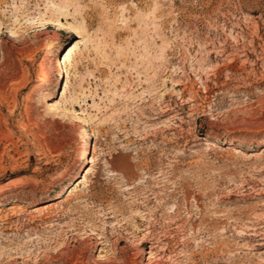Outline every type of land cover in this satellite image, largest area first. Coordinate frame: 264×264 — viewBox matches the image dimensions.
<instances>
[{"label":"rangeland","instance_id":"obj_1","mask_svg":"<svg viewBox=\"0 0 264 264\" xmlns=\"http://www.w3.org/2000/svg\"><path fill=\"white\" fill-rule=\"evenodd\" d=\"M0 264H264V0H0Z\"/></svg>","mask_w":264,"mask_h":264},{"label":"bare ground","instance_id":"obj_2","mask_svg":"<svg viewBox=\"0 0 264 264\" xmlns=\"http://www.w3.org/2000/svg\"><path fill=\"white\" fill-rule=\"evenodd\" d=\"M57 24H59V22H58ZM234 40H235V39H234ZM234 42H236V44H235L234 46L238 47V46H239V44H238L239 42L236 41V40H235ZM252 43H253V42H252ZM252 43H251V44H252ZM241 46H242V45H241ZM233 51H234V49H233ZM243 51L245 52V49H244ZM235 52H236V51L233 52V55H234ZM241 56H242V55H241ZM243 57L247 58L248 56H247V55H244ZM64 60H65V59H64ZM180 98H181V97H180ZM49 206H50V205H45V206H43L42 208L47 209ZM48 209H49V208H48ZM43 210H44V209H43ZM120 213H121V212H120ZM75 233H76V232L74 231L73 234H75ZM77 233H78V232H77ZM77 233H76V234H77ZM65 241H66V240H65ZM9 258H10V257H9ZM3 261H4V260H3Z\"/></svg>","mask_w":264,"mask_h":264}]
</instances>
